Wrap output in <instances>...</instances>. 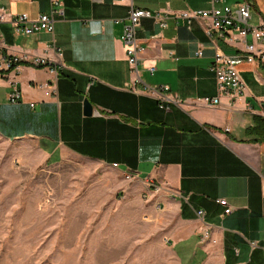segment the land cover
Masks as SVG:
<instances>
[{"label":"crops","instance_id":"crops-1","mask_svg":"<svg viewBox=\"0 0 264 264\" xmlns=\"http://www.w3.org/2000/svg\"><path fill=\"white\" fill-rule=\"evenodd\" d=\"M62 1L54 33L25 35L0 22V61H23L20 71L0 72V137L32 140L51 164L72 155L132 172L155 193L167 243L181 264H264V141L246 134L256 116L264 117V61L247 62L243 46L211 37L205 20L176 16L250 2L251 22L259 25L264 0H132L137 8L170 12L167 26L145 17L138 28V92L122 40L131 5ZM0 5L37 18L50 14L53 3ZM217 50L233 57L246 90L236 101L222 96L220 105L210 106L199 99L219 96L211 68ZM42 56L58 73L32 64ZM14 86L21 91L17 102L9 99ZM148 86H169L183 105L161 108ZM228 206L233 211L225 214ZM198 210L205 211L203 219ZM205 228L210 236L203 242Z\"/></svg>","mask_w":264,"mask_h":264},{"label":"rangeland","instance_id":"rangeland-1","mask_svg":"<svg viewBox=\"0 0 264 264\" xmlns=\"http://www.w3.org/2000/svg\"><path fill=\"white\" fill-rule=\"evenodd\" d=\"M161 212L127 174L0 137V264H181Z\"/></svg>","mask_w":264,"mask_h":264},{"label":"built area","instance_id":"built-area-1","mask_svg":"<svg viewBox=\"0 0 264 264\" xmlns=\"http://www.w3.org/2000/svg\"><path fill=\"white\" fill-rule=\"evenodd\" d=\"M119 2H128L131 5L122 40L127 45V59L131 67V72L134 75L132 90L138 92L135 84L141 81L139 64L143 52V47L137 38L138 28L141 25L142 19L145 17L153 18L157 23L165 27L167 26V19L170 12H152L137 8L132 0H119ZM52 3V12L50 14H41L37 18H32L25 13L13 14L5 6L0 5V22L12 23L17 33L25 35H32L41 30L54 33L56 15L64 13V3L62 0H52ZM176 16L188 20L189 23L195 19L205 20L208 23L207 32L211 37L214 38L217 35L218 38H222L229 44L243 46L242 48L246 52L245 57L247 62L255 63L258 59L264 61V19H262L259 25L251 22L252 5L250 2H244L237 8L229 5L222 7L213 6L210 10L184 11L176 14ZM250 38L252 42H249ZM202 54L203 50L200 48L197 55L201 56ZM32 64L36 67H47L53 73H58V68L53 67L47 57L35 58ZM22 66L23 61L20 58H9L0 61V72H9L13 69L20 71ZM211 68L216 73L219 96L201 98L199 100L202 103L216 106L222 103V96H228L231 100L236 101L238 97L245 93L246 83L233 57L217 50ZM151 71H153V68H151ZM147 91L157 97L161 108L169 112L172 111L171 104L180 106L184 103L182 99L171 92L169 86H163L161 89L148 86ZM20 98L21 91L17 86H14L9 95V99L12 102H17ZM114 167H118V164H114ZM126 174L128 178L135 177L132 172ZM219 202L222 205H228L225 199H220ZM232 211L233 208L228 206L226 207L225 214H230ZM197 214L201 219L205 217L204 210H198ZM209 236L210 230L205 228L201 234L202 241H206Z\"/></svg>","mask_w":264,"mask_h":264},{"label":"trees","instance_id":"trees-1","mask_svg":"<svg viewBox=\"0 0 264 264\" xmlns=\"http://www.w3.org/2000/svg\"><path fill=\"white\" fill-rule=\"evenodd\" d=\"M246 134L254 141H264V117L256 116L255 124L246 130Z\"/></svg>","mask_w":264,"mask_h":264},{"label":"water","instance_id":"water-1","mask_svg":"<svg viewBox=\"0 0 264 264\" xmlns=\"http://www.w3.org/2000/svg\"><path fill=\"white\" fill-rule=\"evenodd\" d=\"M85 112L87 115H91L93 113V106L89 100L85 101Z\"/></svg>","mask_w":264,"mask_h":264}]
</instances>
